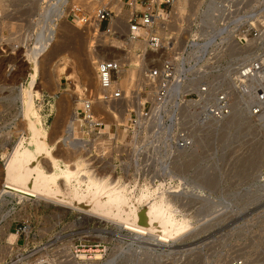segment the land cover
<instances>
[{"label":"rangeland","instance_id":"obj_1","mask_svg":"<svg viewBox=\"0 0 264 264\" xmlns=\"http://www.w3.org/2000/svg\"><path fill=\"white\" fill-rule=\"evenodd\" d=\"M101 1L10 0L5 4V0H0V186L6 178L3 172L5 152L10 153L21 141L26 145L25 138L29 137L20 92L23 87L25 92H33V107L41 122H35V127L45 129L51 153L71 165L78 158H86L81 151L71 149L67 140L75 139V130L73 127L68 133L67 128L77 111L79 118L82 117V98L86 89L94 85L91 53L94 49L88 45L89 36L81 22L76 23L67 15L74 5L93 12ZM233 1L245 12V31L251 33L260 29L263 36L256 43H243L242 48L232 47V63L252 59L258 54L263 59L264 0ZM255 15L260 16V25L254 22ZM51 24L55 28L53 39L35 59L31 88L30 53L35 47L41 49ZM107 46L124 49L115 44ZM107 46L97 49L104 54L112 52ZM118 50L112 52L115 58L124 56L123 50ZM259 79H264V64ZM260 88L264 92V85ZM255 99L253 96L246 104ZM234 109H238L242 117L229 126L226 125L228 117L215 123L193 122V135L196 137L198 133L199 136L194 137L191 148L179 155L161 152L148 159L142 153L138 155L141 169L148 165L161 167L164 162L169 169L136 171L133 169L135 157L128 154L114 158L116 169L110 175L109 171L99 174L92 164L89 165L98 175L129 184L131 195H137L144 185H151L147 187L155 190L158 182V191L175 192L176 196L171 198L177 215H186L190 224L185 232L162 243L154 235H135L124 220H121L123 223L115 222L110 216L82 210L84 214L101 218L95 233L101 237L107 251L100 264H231L235 258L242 259L244 264H264V107L258 119L251 117L253 114L249 117L243 106L240 109L236 104ZM105 117L107 122L112 121L111 116ZM125 137L123 133L121 139ZM87 163L90 164L88 160ZM128 165L130 170L121 169ZM153 189L150 192L155 195L158 191ZM133 201L137 203L135 198ZM145 204L144 200L137 209L143 210ZM32 207L41 214L50 212L45 204ZM51 210L58 222L63 211Z\"/></svg>","mask_w":264,"mask_h":264},{"label":"built area","instance_id":"obj_2","mask_svg":"<svg viewBox=\"0 0 264 264\" xmlns=\"http://www.w3.org/2000/svg\"><path fill=\"white\" fill-rule=\"evenodd\" d=\"M177 1L102 0L93 12L74 5L67 15L81 22L92 49L111 45L115 37L141 44L136 49L127 45L120 58L95 60L94 85L82 98V117L76 112L74 138L99 174L109 171L110 175L116 169L114 158L123 154L135 157L136 171L169 169L165 162L161 167L141 169L138 155L147 159L161 152L175 156L191 148L192 123L224 121L239 94L247 91L241 79L260 67L259 54L234 64L230 59L232 47L242 48L246 37L258 38L262 33L260 29L245 31L246 15L237 2L204 0L196 14L188 7L178 29ZM211 8L215 18L210 22ZM252 18L260 25V16ZM131 70L135 81L127 87L121 78ZM249 83L253 92L264 85V79L253 75ZM258 94L261 100L243 105L250 115L259 114L264 107V96L259 90ZM101 105L111 106L115 112ZM121 169L130 170V165ZM40 204L50 212L41 214L32 207ZM53 208L63 211L58 222ZM100 219L52 203L2 196L0 264H100L107 251L95 233ZM9 232L14 235L12 240L6 236ZM231 264L244 262L235 258Z\"/></svg>","mask_w":264,"mask_h":264},{"label":"bare ground","instance_id":"obj_3","mask_svg":"<svg viewBox=\"0 0 264 264\" xmlns=\"http://www.w3.org/2000/svg\"><path fill=\"white\" fill-rule=\"evenodd\" d=\"M64 1L65 0H62V2ZM203 2L204 0H178L176 2L174 5V11L176 13L175 25L178 29L180 28L179 23L187 13V8L190 7L191 14H196ZM52 6H54V4H52ZM213 12L214 9L211 8L208 16L210 22L215 18ZM203 14H206V11H204ZM51 25H49L48 34L43 40V44L41 45L42 42L40 43L41 47L38 45L41 49L38 48V50H36L37 47H35V51H31L30 53L32 68H30L31 80L29 85L31 88L34 84V75L36 71L35 59L53 39L55 28L54 25ZM262 36L263 35L260 34L258 38L251 37L249 40L246 37V41L256 43L262 40ZM111 44L124 48L118 50L115 46H107L109 50L112 49L113 53L114 50H118L117 52H120V50L122 52L123 50L124 52L127 50V45L129 44H131V48L133 49L141 47L140 43H128L125 38L122 40L113 39ZM100 50L101 49L95 48L91 52L93 55V65L95 62L94 60L102 59L108 56L114 58L113 53L109 50V53L106 52V54L101 53ZM134 61H137L135 55ZM262 64H264V58H260V67L258 69L254 68L251 76L246 77V79H241L247 87V91L244 94H239V98H237L234 105H232V112L233 110L236 111L235 113L233 112V114L230 111L227 116L229 118H227L228 124L226 123V125L229 126V124L231 125L234 120V122H236L237 119L242 117L239 110L234 109L236 104L240 105L241 109L242 106L250 101L253 96L257 98V100H261L258 90L264 96L263 89L260 87L256 88V91L253 92L251 89H248L251 87L249 79L253 75L259 77ZM134 81L135 74L132 70L127 72L121 78V82L127 87H131L132 84H134ZM20 92L21 96H23L21 98H23L24 116L27 119L29 137L25 138L26 145L21 141L16 147H13L10 153L5 152L6 156L4 158L5 162L3 172L6 178L3 182H1L0 197L10 196L19 199H34L36 203H52L57 206L77 210L79 212L86 210L88 212L92 211L98 213L97 215L100 214V216L107 215L116 220L115 222L124 220V224L127 225L126 227L133 231L135 235H154L157 236L162 243H165L185 232L190 224L188 223L189 220L186 215H180L181 217H178L177 215V209L174 207V202L171 198V196H176L175 192L158 191V182L154 185L156 188L155 190L151 188L154 191H158L155 195H152L150 192L151 189L147 187H150L151 185H144L140 188L137 195H131L129 184L126 182L120 181L118 178L113 179L111 177L112 179H110L108 176L98 175L95 173V170L89 168V165H91V163H87L89 158H78L71 165L63 162L62 159L55 157L51 153V146L46 141L45 129L42 128L40 130L35 127V122H41L39 116L34 110L35 107H33L34 102L32 90H26L25 92L23 87ZM24 94L26 95L25 98ZM102 107L112 113L115 112L111 106L108 108L105 106ZM261 111L262 110H260V113ZM260 113L253 114L251 117H256L255 119H258V117H260ZM247 115L249 116V113H247ZM75 119L76 118L70 120L67 128L68 133L73 130V127L75 126ZM198 136V133L196 137L194 135L196 139ZM64 137L67 138L68 136L64 135ZM67 141H70L71 149H74V151H78L80 149L79 142L76 139ZM134 198L137 203H134ZM144 200L146 201L144 209L138 210L137 205ZM129 202L131 204H129ZM6 236L8 237V240H12L14 237L12 232L7 233Z\"/></svg>","mask_w":264,"mask_h":264}]
</instances>
